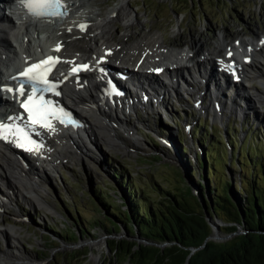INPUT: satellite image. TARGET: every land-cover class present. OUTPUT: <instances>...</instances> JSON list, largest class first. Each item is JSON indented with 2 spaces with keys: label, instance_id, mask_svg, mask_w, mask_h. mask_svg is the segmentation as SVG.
Segmentation results:
<instances>
[{
  "label": "bare ground",
  "instance_id": "6f19581e",
  "mask_svg": "<svg viewBox=\"0 0 264 264\" xmlns=\"http://www.w3.org/2000/svg\"><path fill=\"white\" fill-rule=\"evenodd\" d=\"M2 1L4 8H0V66L15 72L21 65L49 53L62 58L59 72H63L73 58L89 62L91 66L84 74L82 82L71 79L62 84L65 98L70 101L84 120L79 131L58 126H53V130L44 127L43 129L35 128L34 131L40 145L31 153L30 160L26 156L17 157L11 148L5 146L0 139V181L7 180L9 184L7 191L0 190V213L10 203L11 194L15 192L20 195L27 193L36 206L49 209L41 198L37 183L34 182L38 180V175L31 168V158H35L37 163L44 164L45 169L46 167L56 169L64 164L68 155L74 154L67 145L68 143L77 152L82 151L80 147L84 145L80 144L79 139L88 141L93 148L94 145L101 143L109 148L119 147L129 152L134 144L130 146L123 144L116 129V125H120L119 122L122 125L123 121L118 113L114 115L109 110L115 109L114 112H121L128 108L133 111V113H128V116H134L145 107L160 108L162 98L166 97L167 92L175 99L182 96L178 86H168L164 84V81L157 83L152 80L151 68L158 66L163 68V72L158 76L160 78L171 73L167 72L168 67H174L175 72H188L191 79H194L196 69L193 66L201 62L206 66L213 64L218 67L223 76H231L229 67L230 62L233 61L237 68L234 70L236 75H233V78H237L239 84L240 82L247 84L246 87L250 90L251 97L243 93L244 87L233 88L236 95L227 94L220 84H216L208 77L201 82L183 80L182 90L185 95L190 94L191 97L188 99L194 102L198 113L217 118L225 110L222 105L226 107L228 113L232 114L237 113L235 102L243 101L246 109L252 108L254 103L261 107L264 106V88H256L252 83L264 77L262 67L264 60H258V58L264 59V43H262L264 30L253 32L251 37H244V33L240 32L231 39H228L231 35L220 32L215 35L216 39L213 44H209L208 39L203 40L199 36H194L190 43L181 47L167 43L163 34L156 32L130 38V28H133L134 23L137 25L141 23L138 14L130 8L129 3L132 0H115L107 8L92 5L98 0H65L71 10V16L63 20L55 19L46 25L27 17L21 0ZM6 5L9 7L10 16L4 14L8 9ZM81 21L90 23L84 33L76 29ZM118 24H122L124 29L120 30V34L115 35L114 31L116 32L119 28ZM179 25L178 22L176 27L178 28ZM57 45L62 46L60 51L55 50ZM190 62L193 66L187 70L182 63ZM115 64H123L127 68L118 70ZM135 67L146 68V75L143 79L149 78L154 83L149 82L147 86L139 87V79L135 81L132 78L130 84H127L115 78V83L124 93L121 97L123 103L116 105V108L109 107L106 95L98 93L101 78L97 75V69L102 68L106 75L112 72L124 75L130 68ZM0 79L5 80L6 76L0 73ZM130 87L134 90L133 92ZM135 91L140 92L134 93ZM227 100L232 103L226 102ZM6 109L13 118L21 119L20 112H17L13 102H8ZM172 136H169L168 140H171ZM98 161H101V157ZM7 237H9L8 232L0 229V238ZM10 237L16 242V237L12 235ZM23 262L36 264L22 251L13 253L0 247V264H25Z\"/></svg>",
  "mask_w": 264,
  "mask_h": 264
},
{
  "label": "rangeland",
  "instance_id": "374dc122",
  "mask_svg": "<svg viewBox=\"0 0 264 264\" xmlns=\"http://www.w3.org/2000/svg\"><path fill=\"white\" fill-rule=\"evenodd\" d=\"M99 3L97 5L106 8L113 4L114 0H101ZM129 5L134 13L138 14L141 22L140 25L134 23L133 28H130V38L156 32L163 34L167 43L183 47L184 44L190 43L194 36H199L203 40L208 39V43L213 44L215 35L220 32L231 35L228 38L231 39L240 32L244 33V37H251L253 32L264 30V0H132ZM225 14L228 16L224 17ZM178 22L180 25L177 28ZM118 26L116 32L114 31L115 35L120 34V30L124 29L122 24ZM254 83L257 88H264V78ZM184 101L185 99L181 100L184 104L182 107L189 106L193 116L177 111L179 109L171 106L170 104L173 103L168 101L167 110V106H164V110H146L148 113L140 111L134 117H126L125 123L129 125V128L116 126L123 144L129 146L134 144L129 152L119 147L109 148L101 143L94 145L93 148L88 141L79 139L80 144L84 145L80 147L82 151L77 152L68 143L74 154L68 155L64 164L56 169L46 167L45 170L32 159L31 168L38 175V180L34 182L37 183L41 198L49 209L36 206L27 193L11 194L10 203L0 213V224H2L0 229L6 230L9 234L7 238H0V247L13 253L22 251L36 264H132L128 259L120 260L116 257L115 252L110 249V242L118 239L137 244L149 243L143 240L138 243L136 235L131 236L122 232L107 234L101 230L100 226H92L93 220L96 222L106 220L104 215L93 208L99 204L93 196L94 188L101 187L111 196L120 197L116 183L108 179L111 178L108 175L111 163L123 169L126 178L135 180L140 186V192L144 191L148 194H151L149 191L154 192L156 187L163 189L168 187L177 190L176 195L179 193L186 195L185 190L180 187L181 183L187 185L185 183L189 181L196 185L203 181L201 174L199 177L194 174L192 177L189 175L192 168L203 173L200 168L202 164L199 161L201 146L196 139L193 140L191 135L195 121V125L200 126L202 121L200 118L203 119V117L196 111L192 102ZM239 106L242 105L239 104ZM243 108L237 111L238 117L235 114H228L227 111L225 117L211 119L212 117L207 116L208 120H205L204 126L212 127V131L217 128L216 131L222 134L229 122L235 121L232 117L238 121L239 118L248 116L254 126L264 129V106L257 105L250 110ZM113 114L116 113L113 112ZM174 115L181 118L177 120L178 123L172 119ZM158 117L164 125L161 128L163 134L171 132L174 135L172 140L167 139L166 133L163 135L161 131L155 129L154 121ZM229 118L231 120L227 122ZM232 125L229 127L237 128L238 126L235 122ZM240 136L242 137V134ZM168 143L169 146H167ZM170 143L174 145L173 149ZM178 144L184 148V155L177 149ZM175 153L178 154V158L175 157ZM179 154L184 159V163ZM195 155L198 160H195ZM96 156H100L101 161H98L100 157ZM176 160L180 165L176 163ZM10 179L13 181L12 178ZM153 182L156 187L153 185L151 188ZM7 185H9L7 180L0 181V190L7 191ZM32 190L36 191L33 188ZM96 191L99 193V189ZM120 194L123 197L121 192ZM152 197L155 196L152 195ZM76 210L78 215L75 213ZM216 221L219 224V236L223 240L232 237L226 233L223 222L220 223V219ZM52 225L55 226L57 233L59 228L68 229L80 235V238L67 240L62 235L51 232ZM240 226L238 232L241 230ZM82 227L88 231L89 235L83 232ZM11 235L17 238L16 242L10 237ZM223 240L214 241L223 242ZM98 243L101 244L98 245ZM166 246L164 245L162 249ZM23 263L31 264V262Z\"/></svg>",
  "mask_w": 264,
  "mask_h": 264
},
{
  "label": "trees",
  "instance_id": "16d2710c",
  "mask_svg": "<svg viewBox=\"0 0 264 264\" xmlns=\"http://www.w3.org/2000/svg\"><path fill=\"white\" fill-rule=\"evenodd\" d=\"M193 133L206 149V156L200 167L203 173L193 168L188 173L191 177L201 174L203 178L193 185L203 198L208 215L224 222L227 234L236 231V225H243L250 234L224 243L208 240L201 247L212 231L201 204L190 192L189 196L176 195L177 190L157 188L153 182L150 187L156 188L149 192L156 200L151 194L140 192L139 184L127 180L124 170L113 163L109 174L120 188L128 212L108 192L98 188L100 192L94 191V197L101 206L93 208L106 220H93L91 225L100 226L107 234L123 232L152 243L138 245L118 239L110 242L116 257L132 264H264V235L254 232H264V131L231 128L227 133L230 154L227 147L221 146L220 132L197 126ZM240 133H244L243 137H239ZM51 229L56 231L54 226ZM81 229L88 234L84 227ZM59 233L67 240L79 239L72 230L60 229ZM153 243L167 246L162 249Z\"/></svg>",
  "mask_w": 264,
  "mask_h": 264
},
{
  "label": "snow or ice",
  "instance_id": "6c2138e0",
  "mask_svg": "<svg viewBox=\"0 0 264 264\" xmlns=\"http://www.w3.org/2000/svg\"><path fill=\"white\" fill-rule=\"evenodd\" d=\"M21 2L28 9L29 13L37 18L63 14L58 11L64 8L61 0H21ZM80 27L83 29L86 26L80 25ZM262 43H264V41H262ZM55 50H59V45H57ZM229 55H231V52H229ZM57 62H59L58 59L54 60L53 57H48L37 64L31 65L20 73L21 76L33 82L32 92L27 96V99L21 103V107L28 113L29 126L40 125L41 127L53 130L51 119H57L60 123H75L67 113L63 112V110L53 109L45 102L42 96L39 99L36 97L37 88L35 84H48V80L46 79L47 73L51 71V68ZM83 67L87 69L88 66L84 65ZM73 71H79V68H75ZM9 91H11V89H9ZM16 91L23 96L24 86L21 85ZM13 119V117H9V120ZM10 135L18 138L20 141L18 146L20 147H25L26 144H32L33 148L38 147L34 142L28 139L23 129L7 123H0V139H8Z\"/></svg>",
  "mask_w": 264,
  "mask_h": 264
},
{
  "label": "water",
  "instance_id": "95a60500",
  "mask_svg": "<svg viewBox=\"0 0 264 264\" xmlns=\"http://www.w3.org/2000/svg\"><path fill=\"white\" fill-rule=\"evenodd\" d=\"M177 159V158H176ZM176 163L178 164V165H180L179 164V162H177V160H176ZM187 183H185V184H187V185H183V183H181V185H180V187H181V189H183V190H185L184 192H186L187 194H186V196L188 195L189 196V192H190V196H194L196 199H197V201L199 202V204H201V206H202V208H203V213H204V216H205V218H206V220H207V222H208V224H209V226H210V228H211V231L213 232H211V234L207 237V239H206V241L204 242V244L201 246V247H203L204 245H205V243L209 240V241H214V240H223L222 239V237L221 236H219V234H218V230H219V224L217 223V221H216V219L218 220V218L217 217H210L209 215H208V213H207V208H206V206H205V203H204V200H203V198L200 196V194L198 193V190L195 188V186L192 184V183H190L189 181H186ZM232 195V196H231ZM119 196L120 197H117L116 195L114 196L115 198H116V200L122 205V209L125 211V212H128V207H127V205L125 204V202H124V200H123V198H122V196L120 195V193H119ZM230 197H231V199H232V201H234L235 202V199L233 198L234 197V194H230ZM208 200H209V198H208ZM220 223H222V221H219ZM224 226H226V224L223 222L222 223ZM240 225H236V231H234L233 233H230L229 235L230 236H232V237H230V238H228L229 240H232V239H234L235 237H237V236H247L248 234H250V231H248V230H246L245 228H244V226L243 225H241L240 226V231L238 232V227H239ZM242 226H243V228H242ZM255 232V234L256 235H264V232H262V231H254ZM235 234V236L233 237V235ZM118 237H121L122 235H117ZM136 241H138V243L140 242V241H142V239H140L138 236H136ZM228 239H224L223 240V243L224 242H227V241H229ZM143 241H145V240H143ZM215 242V241H214ZM135 243V242H134ZM148 243H150V242H148ZM222 243V242H221ZM137 244V243H136ZM150 244H152V243H150ZM154 244V243H153ZM138 245H140V244H138ZM155 246H159V248H162L164 245H167V244H160V243H156V244H154ZM196 249H193L192 251H195Z\"/></svg>",
  "mask_w": 264,
  "mask_h": 264
}]
</instances>
